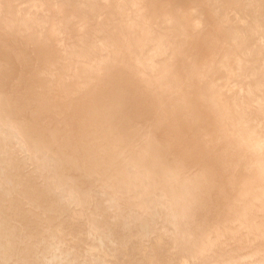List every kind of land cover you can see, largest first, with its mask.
<instances>
[{
  "label": "bare ground",
  "instance_id": "6f19581e",
  "mask_svg": "<svg viewBox=\"0 0 264 264\" xmlns=\"http://www.w3.org/2000/svg\"><path fill=\"white\" fill-rule=\"evenodd\" d=\"M64 1L46 30L51 3L0 0L28 111L0 116V161L26 171L25 195L0 177V264H264V0ZM236 9L249 13L221 41ZM30 60L42 68L26 74ZM34 152L65 175L30 188Z\"/></svg>",
  "mask_w": 264,
  "mask_h": 264
},
{
  "label": "rangeland",
  "instance_id": "374dc122",
  "mask_svg": "<svg viewBox=\"0 0 264 264\" xmlns=\"http://www.w3.org/2000/svg\"><path fill=\"white\" fill-rule=\"evenodd\" d=\"M46 4V2L51 3L52 6L57 10L56 13L52 12L50 13L49 17L50 19L48 21H45V27L46 30H51L53 29L56 25H59L61 23V15L64 13V11L67 9V5H65L64 0H43ZM104 0H97V7L100 9L103 6ZM145 2L141 3V9L145 7ZM23 5V3L21 4ZM246 12V13H245ZM249 12L247 11H242L240 9H236L232 15L231 18L228 22H225L221 25L219 29V39L221 41L227 40L230 36L236 34L237 32H240L241 26H242V14H248ZM55 16H54V15ZM105 17V11H103L97 18L99 20L100 18ZM238 19V20H237ZM240 20V21H239ZM238 21V22H237ZM97 23L95 21L94 25ZM132 32H129V34L132 37H137L138 32L136 28H132ZM102 31V32H101ZM72 35H75L76 29L70 31ZM100 32V33H99ZM104 30L99 29L98 30V35L99 36H104ZM9 37L11 39H15L18 41V43L24 47L28 46L29 42L26 40H22L23 35L21 34V31L19 29L11 31L9 34ZM28 42V43H27ZM63 56H65V51L62 52ZM0 64L3 65H9L10 70L6 67H0V116L3 118H11L14 120L20 119L23 115L26 116L28 114L27 108L25 107H20L22 104L20 102H16L14 97L17 93L23 90L22 85H13V88L11 89V82L13 81V78L16 77L19 69V64L16 60L15 54L7 47H1L0 46ZM42 68L41 64L36 63L32 60L29 62L28 69L25 70V73H33L34 70ZM76 71L71 70L70 76L68 79L65 80V86L69 87V83L74 80ZM56 94L50 95L51 103L53 105L59 104L58 100V94L59 92H55ZM9 100H6V99ZM56 121L57 118H54ZM104 130L101 128L98 131V134L102 135L104 134ZM10 144V139L5 138V139H0V150L4 147V145ZM28 148L32 150L31 143L28 144ZM31 159V163L35 168V174L29 176V187L30 188H36V189H41L44 186H52L55 180V175L59 176H64L65 173L67 172L66 168L60 167V166H55L51 167L49 166L48 162L44 160L39 152H34L29 155ZM168 155L163 152L161 155V158L164 162H166ZM50 168H55V171H53ZM25 172H17L10 166H6L2 164L0 161V177L2 179V182L6 185H14V191L17 195H22L26 194V192L23 190V186L21 184L22 180L24 179ZM58 193V190H53L47 195H44V203H51L56 199V195ZM86 194V193H85ZM34 211H40L42 208V204H34ZM91 205L87 206V208L91 209ZM51 224H57L59 222V219L47 216L46 217ZM4 221L11 222L14 219L9 218V217H3ZM72 235L77 237V241L73 242L70 241L71 245H74L76 249L81 252L84 247V243L82 239H85L86 234L84 228H77L72 232ZM16 256L14 253H10L9 261L7 264H13ZM110 260L113 262H120L121 264H130L129 262H126L125 260L118 259L116 260L115 258H111Z\"/></svg>",
  "mask_w": 264,
  "mask_h": 264
}]
</instances>
